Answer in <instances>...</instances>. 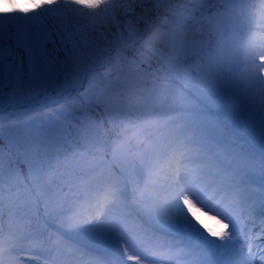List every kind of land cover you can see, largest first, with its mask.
Here are the masks:
<instances>
[{
	"label": "snow or ice",
	"instance_id": "snow-or-ice-1",
	"mask_svg": "<svg viewBox=\"0 0 264 264\" xmlns=\"http://www.w3.org/2000/svg\"><path fill=\"white\" fill-rule=\"evenodd\" d=\"M7 2L10 10L0 11V98L3 89L8 87L12 98L20 92L26 99H35L46 94L50 87H57V81H60L59 95L63 99L53 98L51 104H40L21 116L9 117L8 131L15 136L9 151L15 147L18 153L30 157L26 187L30 194L45 196L46 221L39 225L40 230H35L30 219L17 217L12 210L16 198L12 183L14 174L11 168L7 177L3 174V149L0 148V212L5 206L6 189L9 202L7 234L0 215V257L7 258L6 262L0 259V264H24L22 253L30 240L37 246L27 245L28 255L35 258L37 264H50L54 249L49 248L47 242L54 236L52 233L45 235L47 223L56 225L60 234H64L69 223L68 211L60 197L68 184L53 186L46 183L47 178L59 175L62 180L71 181L84 162L107 157L109 153L119 163L109 166L107 176L103 172L97 176L98 169L91 168L84 177L97 185L91 201L95 202L98 211L71 230L99 250L95 264H121L123 257L135 264H154L158 252L177 248L194 257L193 264H264V220L260 222L259 234L240 223L245 221L246 225L248 220L255 223L257 200L253 190L239 179L235 160L222 151L212 158L185 153L167 179L149 185L146 181L148 173L156 166L152 163L155 154L142 145V155L121 156L120 144L129 130L127 118L139 109L131 100L125 102L123 83L113 80L117 74L112 62L124 57L119 49L115 55L103 56L98 38L104 35L107 26L112 25L125 45L139 43L143 47L150 44L147 38L152 29L144 35L138 28L140 20L146 22V18L136 12L137 3L133 0H26V6L21 8L16 0ZM29 4L34 7L30 8ZM139 4L143 6V2ZM159 6L157 3L156 7ZM58 7L63 10L61 16L38 18L44 10ZM121 17L126 19L122 21ZM220 17L224 18L222 23L218 22ZM191 18L197 20L202 31H207L210 37L215 34L214 47H209L211 39L199 46L204 53V67L225 55L226 33L242 23L251 26L255 22L247 0H221L212 8H208L207 0H203L199 10H191ZM154 39L172 41L178 54L193 47L182 29L175 34L158 33ZM239 55L246 58L244 63L249 66L256 63V51L244 40L240 43ZM259 55V68L264 69V51ZM97 63L108 69L103 76L95 68ZM69 68L71 73L67 71ZM248 70L251 73L250 67ZM255 76L264 81L259 69ZM75 81L82 85L86 81V87L82 86L76 95H63ZM93 99L96 104L103 105L108 114L107 125L89 116L87 102ZM73 113H80V117L71 139L61 140L58 133L39 123L55 115L61 117L58 123L64 125L66 117ZM4 123L0 116V126ZM0 139H3L2 129ZM181 147L189 148L184 140ZM194 178L200 182L189 187ZM258 203L264 207V201ZM173 204L183 210L199 239L173 216ZM208 211L213 213L208 219L218 227L209 228L204 224L201 217ZM19 222H23L26 231L19 230ZM113 237L118 238V251L113 245ZM204 240L213 241L215 246H206Z\"/></svg>",
	"mask_w": 264,
	"mask_h": 264
},
{
	"label": "rangeland",
	"instance_id": "rangeland-1",
	"mask_svg": "<svg viewBox=\"0 0 264 264\" xmlns=\"http://www.w3.org/2000/svg\"><path fill=\"white\" fill-rule=\"evenodd\" d=\"M29 5L30 8L34 7L32 4ZM247 6L249 11L254 14L255 22L252 23L251 26L247 23H242L225 34L224 56L215 60L207 67L202 66L201 59L193 63L190 68L186 67L179 69L182 73L186 74L185 79L196 87L198 93L203 94L204 97H208L209 102L213 104L211 105L205 102L209 110L211 109L210 111L206 108V111L201 110V106L195 107L190 105L189 99L185 98L181 92L182 90L185 91L184 86L177 81H173L168 74L166 75L155 68L148 69L137 59H134L145 69L154 71L150 74H146L138 69L145 76L151 77V79H154L156 82L158 81L157 83L174 84L178 87V89L174 88L172 90L162 89V100L173 95L181 99V102H174L171 105L166 104L163 106V108H166V116L163 117L164 122L161 123V125H163L165 130L154 132L150 139L143 143L144 148L149 149L155 154L152 163L156 165L154 170L148 173L146 183L150 185L151 183L157 181L162 182L167 179V177L175 171L179 161L185 157V153L189 156L197 153L201 156L212 158L215 157L218 151H222L237 162L240 173L239 179L243 181L244 185H247L253 190L257 200V206L254 210L255 223H253L252 220H248L246 225L251 224L260 228V222L264 220V207L260 206L258 203L264 201V81L260 80L255 75L257 69H259L260 77L264 79V69L259 68L261 63L259 52L264 51V23H261V21H264V3H261V0H247ZM8 10H10V8ZM40 16L39 14V19ZM223 20L224 18L220 17L218 22L222 23ZM242 40L246 41L250 49L255 50L257 53L256 63L254 65L249 66L244 63V59L246 58H240L239 47ZM171 43L173 44L172 41ZM129 45L131 44H127L125 47L119 49L122 57L133 58L122 53L124 48ZM214 46L215 45L211 47ZM116 51H114L112 55H115ZM187 52L193 53V49L191 48V50L186 51L184 53L185 56H187ZM165 60L169 59L165 57ZM169 61H172V59ZM118 62L124 63L122 59ZM249 67L251 68V73L248 70ZM190 72L193 73V75ZM132 84L131 86L126 85V89L136 90V82H132ZM123 85L125 86V84ZM154 85L155 89L158 85L156 83ZM82 86H86V81L83 82V85L80 82L79 88L76 91L77 93L81 90ZM142 88L144 89L145 86ZM152 88L153 83L150 84L149 89ZM4 93L3 98L0 99V107L2 108L10 104L9 93H7V90L6 92L4 91ZM68 95H71V92ZM62 98L63 96L59 99ZM193 101L197 100L194 99ZM215 107L216 109L217 107H221L223 116L231 115V122L238 127L244 128L246 135L241 136L235 129L231 128L228 125L229 121L227 122V119L222 117L220 113L218 114V112L215 111ZM90 109H92V107H90ZM54 120L53 117H48L39 123L43 128L51 130L52 128L47 127L53 124ZM141 123V121L136 123L135 127L141 128ZM224 128L227 130L225 131ZM54 132L58 133L56 130ZM183 140L189 148L181 147ZM124 146L126 149H129V153L131 154H143L142 149L134 150L131 145L127 143H125ZM121 150L122 157L129 155L123 149ZM118 163L119 161L112 159L110 153L109 159L106 162L102 159L96 166L98 169L96 175L99 176L101 172H103L104 175L107 176L109 166ZM87 173L82 176L73 177L71 181H66L68 186L65 187L64 194L60 197V202L68 211L67 219L69 223L66 226L64 234H60L56 225L50 222L47 225L48 231L45 232V235L52 233L54 236L51 241L47 242V246L54 249L50 264H95L96 256L100 254L99 250L96 249L94 245L88 243L82 239V237L71 231L75 226L82 224L87 218L98 211L95 202L91 201V197L94 195L97 185L96 183H89V181L84 178ZM199 182L198 179L194 178L193 182L188 186L193 187ZM56 185L57 184H54L53 186ZM42 196L44 195L41 194V198ZM65 197H67V199H65ZM205 199H207V197H205ZM48 203L51 204V201H48ZM136 210L140 211V209ZM41 211L42 209L40 212ZM171 211L173 216L181 220L184 229L191 233L193 237L199 239L195 228L185 219L183 210L180 206L178 204H173L171 206ZM211 215H213L212 211H208L201 219L207 227L216 228L218 226L214 221L208 219V216ZM260 217H262V219ZM193 223L196 222L193 221ZM240 223L246 226L245 221H241ZM22 224V222L21 224L18 223L17 227L21 232H24ZM129 227H133V225H129ZM196 227L200 228V225L196 224ZM200 231L204 232V229L200 228ZM5 234H7V230H5ZM204 234L207 236L206 232H204ZM140 239H142V237H140ZM208 239H212V237H208ZM69 241H71V243H69ZM203 243L208 247L215 246L214 242L211 240H204ZM27 245L36 247L37 243L31 240L26 242L25 252L22 253L24 264H37V260L28 255L30 249H28ZM113 245L115 250L118 251V238L113 237ZM37 255H43V253H38ZM0 259H4L5 262L7 261L6 257H0ZM193 260L194 257L190 256L184 249H165L156 254V261L154 264H193ZM123 261L124 264H135L134 261H128L127 257H123ZM123 261H121V264H123Z\"/></svg>",
	"mask_w": 264,
	"mask_h": 264
},
{
	"label": "trees",
	"instance_id": "trees-1",
	"mask_svg": "<svg viewBox=\"0 0 264 264\" xmlns=\"http://www.w3.org/2000/svg\"><path fill=\"white\" fill-rule=\"evenodd\" d=\"M202 2L203 0H143L142 7L140 4L136 5V12L146 18V22L142 19L140 20L138 26L140 33L144 35L147 34V30L151 28L150 25L157 19V17L164 14L165 8L171 9L174 13V17L172 18L171 24L167 27L166 32L169 34H175L182 29L183 34L187 37L189 42L193 44V53L187 52V56L184 55L186 51L178 54L174 44H172L171 41H162L158 43L157 48L159 51L157 55L147 60L142 58V47L139 43H133L129 45L128 47L124 48L122 53L128 57L137 59L143 66L166 72L173 81H177L184 86L185 91L182 90L181 92L185 98L189 99L190 105L195 107L201 106V110L206 111L205 108L209 110V108L206 107L207 104H205V102L210 103L208 97H204L203 94L198 93L196 91V87H194L190 82L187 81V79H185L186 74L179 70L180 68H190L193 63L203 59L204 53L203 49L199 48L200 45L205 44L210 39L209 47L211 48V46L215 45L216 39L214 37V33L210 37L207 31H202L201 24L197 20H193L191 18V10L193 8L199 10ZM220 2V0H207V6L208 8H212L214 5H217ZM157 3L160 5L159 7H156ZM62 14L63 10L59 7L55 9L44 10L42 13H40V19L59 17ZM124 19L126 18L121 17L122 21ZM121 26L123 27V24ZM98 42L103 56H111L114 51L125 46L117 34V29L112 25L106 27L104 30V35L98 38ZM106 45L107 47H105ZM49 47L51 48V45H49ZM60 55L61 58H63V53ZM165 57H167L169 60L172 59V61L165 60ZM112 67L113 71L117 74L116 77H113V80H116L118 83L125 84L122 89L125 102L127 103L129 100H131V103L139 109V111H133L128 116L126 126L129 130L126 133V136L122 138L120 144V149H123L128 154H131L129 153V149H126L124 144L127 143L128 145H131L132 149L134 150H141L143 143L148 141L154 132L165 130L163 125H161V123L164 122L163 117L166 116V108H163V106L166 104L171 105L174 102H181V99L176 98V96L173 95L175 97L169 96L165 100H162V89H178V87L174 84L168 85L157 83L158 81L156 82L154 79H151V77L145 76L138 69L131 68L130 66L115 60L112 62ZM95 68L98 69L97 71L102 76L108 71V69L103 67L100 63L95 64ZM67 71L71 73V68L67 69ZM191 74L193 75V73ZM62 79L63 77H61V80ZM132 82H136V90H127L126 85L131 86L133 85ZM151 83H153V88L149 89ZM155 83L158 86L154 89ZM59 84L60 81H57V87H50L46 94L38 95L35 97V99H26L24 95L17 92L14 98L10 97V104L4 108L0 107V116H2L5 121L4 125L0 126V129L3 131V139H0V148L3 149L2 171L7 177L9 175V169L11 168V171L14 174V180L12 183L15 185L16 189V198L13 201L14 207L12 210L18 217H27L30 219L33 222V228L35 230H38L39 225L45 223L46 221V216L44 214L45 196H42L41 198V194H30L28 188L26 187L29 169L31 167L30 157L22 152L18 153L15 147H11V152L9 151L10 146L14 145L15 141V136L8 131L9 117L21 116L25 111L29 110L28 107L32 108L40 104H49L53 98H61L62 96L59 95ZM79 85L80 81L73 82L72 86L67 88L63 95L70 92L71 95H76ZM144 86L145 88L143 89L142 87ZM5 89L7 90V93H10L11 90L8 87H5ZM5 89H3V93L4 91L6 92ZM193 98L198 102L193 101ZM87 104L89 108V116L94 117L96 120L103 121L105 125H107L108 114L105 112L103 105L96 104L94 99L87 102ZM90 107H92V109H90ZM215 111L227 119V122L229 121L228 125L241 134V136L246 135L244 128L238 127L231 122V115L223 116L221 107H217V109L215 107ZM51 117L55 119L54 123L49 125L47 128H52L51 130L53 131L56 130L61 140L71 139L74 136V125L79 119L80 113H73L72 115L67 116L66 123L64 125H60L58 123L61 117L55 115ZM140 121L142 122L141 128L135 127V124ZM226 130L227 129H225V131ZM109 155L104 158L89 159L88 161L84 162L81 167L77 169V175L74 177L82 176L86 174L89 169L96 168L102 159L106 162L109 159ZM46 183L60 185L66 183V180H62L59 175H51L47 178ZM41 209H43V211L40 212ZM0 215H2V226L4 230H7L9 215L7 189L5 190V206L3 211L0 212ZM19 223L21 224V222ZM22 229L26 231L24 224H22Z\"/></svg>",
	"mask_w": 264,
	"mask_h": 264
},
{
	"label": "clouds",
	"instance_id": "clouds-1",
	"mask_svg": "<svg viewBox=\"0 0 264 264\" xmlns=\"http://www.w3.org/2000/svg\"><path fill=\"white\" fill-rule=\"evenodd\" d=\"M106 2H116V0H106ZM143 0H133V3H141ZM16 4L23 8L26 6V0H16ZM30 7V5H28ZM9 9V4L7 0H0V11H7ZM130 10V9H129ZM174 13L171 9L165 8L164 14L157 17V19L150 25L152 31L149 33L148 40L150 44L144 45L142 47V58L151 59L153 56L157 55L156 48L159 40L154 39V36L158 33H164L167 27L171 24Z\"/></svg>",
	"mask_w": 264,
	"mask_h": 264
},
{
	"label": "water",
	"instance_id": "water-1",
	"mask_svg": "<svg viewBox=\"0 0 264 264\" xmlns=\"http://www.w3.org/2000/svg\"><path fill=\"white\" fill-rule=\"evenodd\" d=\"M122 60L127 65L132 66V67H136L137 69H140L141 71H143L146 74L147 73L150 74L151 72H154V71H151V70H148V69H145L144 67H142L141 64L138 63L135 59H131V58L124 57V59H122ZM68 94H70V93H68ZM68 94H66V95H68ZM45 105H47V104H45ZM53 107H55V105H53ZM28 109H30V108H28Z\"/></svg>",
	"mask_w": 264,
	"mask_h": 264
},
{
	"label": "bare ground",
	"instance_id": "bare-ground-1",
	"mask_svg": "<svg viewBox=\"0 0 264 264\" xmlns=\"http://www.w3.org/2000/svg\"><path fill=\"white\" fill-rule=\"evenodd\" d=\"M260 218L262 219V217H260ZM250 222H251V221H250ZM246 226H247L248 229L252 230L253 232H255V233H257V234H259V232H260V228L255 227V226H253V225H251V224H247ZM259 242H260V241L258 240V243H259Z\"/></svg>",
	"mask_w": 264,
	"mask_h": 264
}]
</instances>
